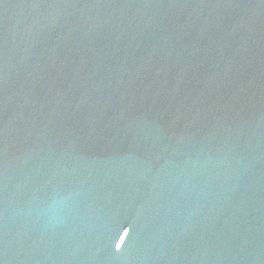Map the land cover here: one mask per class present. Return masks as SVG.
<instances>
[{
	"label": "water",
	"instance_id": "95a60500",
	"mask_svg": "<svg viewBox=\"0 0 264 264\" xmlns=\"http://www.w3.org/2000/svg\"><path fill=\"white\" fill-rule=\"evenodd\" d=\"M0 264H264V0H0Z\"/></svg>",
	"mask_w": 264,
	"mask_h": 264
}]
</instances>
